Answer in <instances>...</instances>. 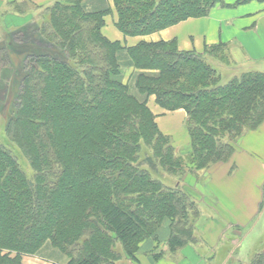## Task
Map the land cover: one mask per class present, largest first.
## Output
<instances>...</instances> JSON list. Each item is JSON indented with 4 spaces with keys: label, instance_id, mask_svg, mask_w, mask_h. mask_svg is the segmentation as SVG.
Listing matches in <instances>:
<instances>
[{
    "label": "trees",
    "instance_id": "trees-1",
    "mask_svg": "<svg viewBox=\"0 0 264 264\" xmlns=\"http://www.w3.org/2000/svg\"><path fill=\"white\" fill-rule=\"evenodd\" d=\"M108 1L58 0L34 8L37 16L28 3L13 4L24 20L4 28L0 40V91L8 80L0 102V264H24L27 256L137 264L140 245L156 239L166 221L168 254L197 247L191 219L200 207L181 179L229 162L240 139L264 123V74L221 85L205 56L230 65L224 45L203 56L179 51L175 40L111 42L102 32L112 13ZM111 1L126 37L208 17L223 4ZM252 1L264 3L237 4ZM151 97L165 112L186 113L187 160L160 132ZM160 173L179 183L165 185ZM217 256L215 250L209 261ZM242 262L264 264V245Z\"/></svg>",
    "mask_w": 264,
    "mask_h": 264
},
{
    "label": "crops",
    "instance_id": "crops-1",
    "mask_svg": "<svg viewBox=\"0 0 264 264\" xmlns=\"http://www.w3.org/2000/svg\"><path fill=\"white\" fill-rule=\"evenodd\" d=\"M57 1L8 0L6 5L9 10L3 13V17H8L7 20L11 19L10 21L17 24L24 17L15 13L14 3L26 2L30 7L43 8L52 6ZM237 1L223 0V4H217L205 18L189 19L149 36L126 37L116 26L118 17L113 2L109 0L108 6L112 13L106 17L102 32L111 42H119L128 47H134L141 42L175 40L179 51L203 56L208 48L224 45L230 58L228 66L241 68L239 76L249 73L264 74V3L252 1L237 4ZM5 24L8 25L6 22ZM228 69L234 71V68ZM220 76L222 78L221 74ZM148 106L156 116L160 132L170 140L186 123V113L183 110L165 112L157 106L155 97L150 98ZM202 181L197 185L202 194V212L195 227L201 238V246L207 247V254L199 252L196 246L189 245L181 249L176 257L165 256L153 260L151 256L155 250L159 246H165L169 239L170 222L166 221L159 229L156 239H149L140 245L137 257L141 264H208L214 251L221 245L223 230L238 231L253 223L252 220L259 210L262 211L263 202L264 123L257 130L246 133L240 139L231 160L212 166ZM217 216L224 223L217 222L223 227L218 232L210 229L215 224L213 218ZM23 263L53 264L35 257H24Z\"/></svg>",
    "mask_w": 264,
    "mask_h": 264
},
{
    "label": "rangeland",
    "instance_id": "rangeland-1",
    "mask_svg": "<svg viewBox=\"0 0 264 264\" xmlns=\"http://www.w3.org/2000/svg\"><path fill=\"white\" fill-rule=\"evenodd\" d=\"M2 1H3V5H2ZM6 1L8 0H0V40L1 41H3L4 28L10 27L11 25L16 23V22L13 23L12 21H10L11 19L7 20L8 17L7 18L5 17V19L3 17V13H7V11L9 10L8 6L6 5L7 4ZM16 1H19V0H16ZM45 8H48V7H43V8L40 7L39 9L43 10ZM32 11L35 12L34 16H37L38 14H40V11H35L34 8H32ZM4 20L10 26L6 25L5 22L3 23ZM205 59H207V61L214 67V69H216L217 72H219L222 75L221 82H220L221 85L226 84L233 77L239 76L242 72L241 68L235 69V67H229L227 64L221 63L219 60L212 59L207 56H205ZM228 68H234V71H231ZM124 74H125V78H124L125 81H128L132 74V70L127 69ZM7 84H8V80L4 78L1 83L0 102H3L2 98L4 97V94H6ZM4 138H5V124L3 122V119L0 117V141H3ZM171 142L174 148L176 149L177 155H180L185 160H187L188 153L190 151V139L187 133L186 123L182 125V127L178 130L177 134H173ZM206 172L207 170H203V171L198 172L196 176H194V174L187 171L186 175H184V177L181 179L182 180L181 187L185 185L189 187V189L191 188L192 194L195 198V201L197 202L198 208L199 207L201 208V206L203 205V202L201 199L202 198L201 191L200 189L197 188V185L198 183L201 184L203 182L202 180ZM158 175H159L158 177L167 186L174 187L175 185L179 183V179L165 175L164 173H160ZM262 205H261L262 211L259 210L258 214L252 220L253 223L251 225L249 224L247 228H244L238 231L237 230L235 231H231V230L224 231L223 230L222 231L221 228L223 227L217 222L223 223V221L219 218V216L213 218L215 221V224H212L210 226V229L213 231H217V232L222 231L221 233H222L223 238L221 240V245L216 251V253L218 252L219 256H217L215 260L209 261L208 264H237V261L239 259L241 261H248L249 258L254 253H256L257 250L259 251V249L264 245V208H263L264 207V190H263ZM201 212L202 211L200 209L199 213ZM191 220L196 226L197 219H194V220L191 219ZM194 234L198 238L197 250H199V252L201 251V253L204 252L205 254H207L208 252L207 247L201 246V238L199 237V234H197L196 229L194 230ZM207 239L209 238L207 237ZM167 250H168L167 243L163 247L159 246V248H157L155 252L153 253V255L151 256L152 259L154 260V256L159 253H165V256L172 257V258L176 257L178 254V253L174 255L168 254ZM221 259H223V263H220ZM59 261L60 262L59 263L57 262V264H65L66 259L63 258ZM122 262L124 264H136L128 260L123 261V259H122ZM137 264H141L139 259H138ZM240 264H244V263L242 262Z\"/></svg>",
    "mask_w": 264,
    "mask_h": 264
}]
</instances>
